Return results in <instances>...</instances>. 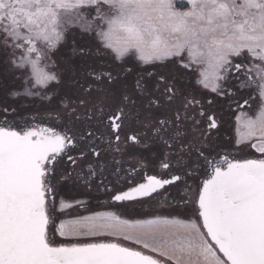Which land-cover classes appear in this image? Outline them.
I'll use <instances>...</instances> for the list:
<instances>
[{
    "label": "snow or ice",
    "instance_id": "6c2138e0",
    "mask_svg": "<svg viewBox=\"0 0 264 264\" xmlns=\"http://www.w3.org/2000/svg\"><path fill=\"white\" fill-rule=\"evenodd\" d=\"M0 264H264V0H0Z\"/></svg>",
    "mask_w": 264,
    "mask_h": 264
}]
</instances>
